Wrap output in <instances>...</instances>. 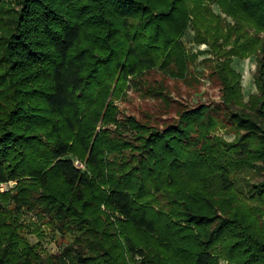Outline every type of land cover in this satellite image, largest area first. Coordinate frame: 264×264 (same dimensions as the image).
Here are the masks:
<instances>
[{
  "label": "trees",
  "instance_id": "obj_1",
  "mask_svg": "<svg viewBox=\"0 0 264 264\" xmlns=\"http://www.w3.org/2000/svg\"><path fill=\"white\" fill-rule=\"evenodd\" d=\"M9 2L0 0V185L17 182L0 189V264H264V180L252 204L233 178L264 165V0H214L230 22L206 0ZM190 26L216 57L223 113L200 104L163 128L129 116L111 129L130 75L187 78ZM253 55L258 92L245 101L233 61ZM226 127L231 142L217 134ZM23 209L48 214L87 250L44 258L27 234H45L20 220Z\"/></svg>",
  "mask_w": 264,
  "mask_h": 264
},
{
  "label": "rangeland",
  "instance_id": "obj_2",
  "mask_svg": "<svg viewBox=\"0 0 264 264\" xmlns=\"http://www.w3.org/2000/svg\"><path fill=\"white\" fill-rule=\"evenodd\" d=\"M206 3L214 12L222 14L227 21H232L231 17H227L226 14L221 12L214 0H206ZM8 4L9 8H18L19 0H10ZM260 35L264 37V32L260 33ZM183 41L188 53L192 56L187 78L185 80L173 78L160 68L146 72L141 77L130 75L124 92L114 98L118 112L116 114V122L110 125L111 129H116L129 116H135L141 121L163 128L167 124L176 122L179 112L183 109L193 108L200 104H209L212 108H215L217 113H223L222 84L214 70L215 55L211 53L208 44H199L195 40V30H193L192 26L186 32ZM256 66L257 56L255 55L247 58L236 57L233 61V67L243 74L242 86L245 101H248L250 94L258 92L254 80ZM246 71L250 74L249 79H244ZM120 126L123 137L133 140L132 130L126 125ZM217 134L230 142L236 137L235 132L230 127L218 129ZM74 159L79 167L86 169L81 161L77 158ZM233 178L240 196L254 204L253 200L250 199L252 185L264 180V165L256 164L240 171H235ZM16 182L11 180L7 183H2L0 185L1 191L13 188ZM20 220L30 224L32 227H39L43 230L44 239L32 233H28L27 236L32 243L41 242L44 258L50 255L61 256L63 250L68 246L80 247L84 251L87 250L84 245L75 244L76 234L74 232L68 229H55L49 222L48 214H37L36 212L23 209Z\"/></svg>",
  "mask_w": 264,
  "mask_h": 264
},
{
  "label": "bare ground",
  "instance_id": "obj_3",
  "mask_svg": "<svg viewBox=\"0 0 264 264\" xmlns=\"http://www.w3.org/2000/svg\"><path fill=\"white\" fill-rule=\"evenodd\" d=\"M249 77H250V74H249L248 71H246V72H245V75H244V79H249Z\"/></svg>",
  "mask_w": 264,
  "mask_h": 264
}]
</instances>
